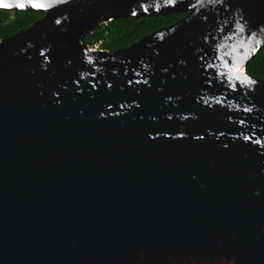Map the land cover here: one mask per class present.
Here are the masks:
<instances>
[{
  "label": "water",
  "instance_id": "1",
  "mask_svg": "<svg viewBox=\"0 0 264 264\" xmlns=\"http://www.w3.org/2000/svg\"><path fill=\"white\" fill-rule=\"evenodd\" d=\"M36 3L0 8L43 14L0 40V264H264V0Z\"/></svg>",
  "mask_w": 264,
  "mask_h": 264
},
{
  "label": "trees",
  "instance_id": "2",
  "mask_svg": "<svg viewBox=\"0 0 264 264\" xmlns=\"http://www.w3.org/2000/svg\"><path fill=\"white\" fill-rule=\"evenodd\" d=\"M185 14L139 19H114L107 24L99 26L93 34L88 35L85 38V43L90 46L100 43V48L105 50H117L128 47L144 36L177 22ZM42 16L43 14L39 12L18 11L12 13L6 9H0V40L28 28ZM247 70L254 77L264 79V46L250 60Z\"/></svg>",
  "mask_w": 264,
  "mask_h": 264
},
{
  "label": "clouds",
  "instance_id": "3",
  "mask_svg": "<svg viewBox=\"0 0 264 264\" xmlns=\"http://www.w3.org/2000/svg\"><path fill=\"white\" fill-rule=\"evenodd\" d=\"M168 3H174L175 0H166ZM33 4L39 5L36 3V0H0V8L10 9L16 7L20 10L26 8V6H31Z\"/></svg>",
  "mask_w": 264,
  "mask_h": 264
},
{
  "label": "built area",
  "instance_id": "4",
  "mask_svg": "<svg viewBox=\"0 0 264 264\" xmlns=\"http://www.w3.org/2000/svg\"><path fill=\"white\" fill-rule=\"evenodd\" d=\"M94 49H101L100 48V43H96L92 46Z\"/></svg>",
  "mask_w": 264,
  "mask_h": 264
},
{
  "label": "snow or ice",
  "instance_id": "5",
  "mask_svg": "<svg viewBox=\"0 0 264 264\" xmlns=\"http://www.w3.org/2000/svg\"><path fill=\"white\" fill-rule=\"evenodd\" d=\"M37 6H40V5H37Z\"/></svg>",
  "mask_w": 264,
  "mask_h": 264
}]
</instances>
